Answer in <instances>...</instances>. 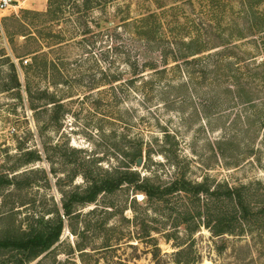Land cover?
Wrapping results in <instances>:
<instances>
[{
	"label": "rangeland",
	"instance_id": "374dc122",
	"mask_svg": "<svg viewBox=\"0 0 264 264\" xmlns=\"http://www.w3.org/2000/svg\"><path fill=\"white\" fill-rule=\"evenodd\" d=\"M17 1L0 12V238L59 216L27 264H264V0H53V20L50 0ZM127 171L220 198L123 185L64 215Z\"/></svg>",
	"mask_w": 264,
	"mask_h": 264
},
{
	"label": "trees",
	"instance_id": "16d2710c",
	"mask_svg": "<svg viewBox=\"0 0 264 264\" xmlns=\"http://www.w3.org/2000/svg\"><path fill=\"white\" fill-rule=\"evenodd\" d=\"M84 7L88 8L90 5V0H84ZM55 3L53 0H50L48 4V10L42 16L48 17L50 20H53L55 14L60 11V7L64 4V0H60L58 7L54 6ZM38 15L37 13H35ZM13 72L14 68L12 69ZM16 86H19L16 75L14 76ZM141 155L140 151L133 155V158H139ZM29 162V161H28ZM1 182V181H0ZM7 185H12V182L7 181ZM1 185V184H0ZM123 185L132 186L136 192L142 193L148 199H162L165 196L171 195L173 193L191 192V195L198 197L200 194H208L209 188L205 183L192 184L183 179H176L168 187L155 186L149 183L147 179L140 180L139 176L135 173L129 171L122 172L120 175L114 179H106L102 182H92L88 190L83 195L74 194L71 195L66 203L63 204V211L65 216L71 215V208L73 205H88L95 203L97 197L102 193H113L119 190ZM234 190H228L226 192V198L230 202L237 203L240 206V209L245 210L242 206L243 201L239 194L235 195ZM215 200L219 199V193L213 191L211 194ZM217 198V199H216ZM235 201V202H234ZM52 222V221H51ZM45 222L44 225L39 228H32L25 236L20 238H0V250L1 251H10L14 252L16 255L20 256L19 264H27L35 261L44 253L48 252L58 241L62 234L64 223L59 216L54 220L53 223ZM217 226L216 229H213L211 232L216 236L223 235L226 230H221L224 223L228 224L224 217H221L216 220ZM226 234V233H224ZM12 260L15 261V255L11 256Z\"/></svg>",
	"mask_w": 264,
	"mask_h": 264
},
{
	"label": "built area",
	"instance_id": "2783aa9c",
	"mask_svg": "<svg viewBox=\"0 0 264 264\" xmlns=\"http://www.w3.org/2000/svg\"><path fill=\"white\" fill-rule=\"evenodd\" d=\"M18 4L17 0H0V12Z\"/></svg>",
	"mask_w": 264,
	"mask_h": 264
},
{
	"label": "water",
	"instance_id": "95a60500",
	"mask_svg": "<svg viewBox=\"0 0 264 264\" xmlns=\"http://www.w3.org/2000/svg\"><path fill=\"white\" fill-rule=\"evenodd\" d=\"M141 163H142V160H141V159H139V160L137 161V165H138V166H140V165H141Z\"/></svg>",
	"mask_w": 264,
	"mask_h": 264
}]
</instances>
